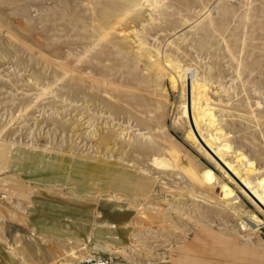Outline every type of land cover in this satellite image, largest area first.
I'll use <instances>...</instances> for the list:
<instances>
[{"label": "rangeland", "instance_id": "rangeland-1", "mask_svg": "<svg viewBox=\"0 0 264 264\" xmlns=\"http://www.w3.org/2000/svg\"><path fill=\"white\" fill-rule=\"evenodd\" d=\"M260 176L264 0H0V264H264Z\"/></svg>", "mask_w": 264, "mask_h": 264}, {"label": "bare ground", "instance_id": "bare-ground-1", "mask_svg": "<svg viewBox=\"0 0 264 264\" xmlns=\"http://www.w3.org/2000/svg\"><path fill=\"white\" fill-rule=\"evenodd\" d=\"M175 71H176V73H177V76L179 77V79H181V80H183L184 82H187L188 84H189V87H190V85H191V88H192V90H193V95H194V90H195V88H196V83H195V74H196V70H195V68L194 67H192V66H183V65H178L177 64V66H175ZM172 80L174 81V84L176 83V78H175V76H172ZM191 80V81H190ZM197 80V79H196ZM190 81V82H189ZM197 92V91H196ZM196 94V93H195ZM196 96L198 97L199 95L198 94H196ZM194 97H195V95L193 96V107H194V105H195V101H194ZM195 99H197V98H195ZM206 102H208L207 100H206ZM205 102V103H206ZM191 105V104H190ZM197 106V105H196ZM208 106H209V104H208ZM187 108H188V106H187ZM200 110V109H199ZM197 111V110H196ZM199 112V111H198ZM186 114H188L189 112H188V109H186V112H185ZM193 113H194V119H195V122L197 123V124H199L198 123V114H196L195 113V108H193ZM201 114V113H200ZM199 119H201V117H199ZM210 119H212V118H210ZM200 125V124H199ZM221 134V133H220ZM189 137H191V138H193L194 139V141L195 142H198L199 144H200V140L198 139V136L195 134V132H194V130H193V128L191 127V130L189 131ZM207 139V138H206ZM221 139V138H220ZM210 143V142H209ZM213 143V142H212ZM200 146H201V144H200ZM225 147H227L228 146V144H225L224 145ZM223 146V147H224ZM204 150H206V152L208 153V150L207 149H205L204 148V146H201ZM224 147V148H225ZM225 153V152H224ZM216 162H217V164L220 166V167H222V168H224V166L226 167V165L227 166H231L232 167V165H231V163H229V162H227V164L226 163H223V165H222V163L221 162H219L216 158H214V154L212 155V153H208ZM237 154H239V153H237ZM241 154V153H240ZM160 155V154H159ZM166 155V154H165ZM217 155H219L220 157H221V161H222V159H224V157H223V154H221V151L219 152V154H217ZM239 156V155H238ZM181 157V156H180ZM184 157V156H183ZM220 159V158H219ZM239 159L243 162V164L245 163L244 162V156L241 158V157H239ZM170 160H172V159H168L167 158V156L166 157H161V156H155L153 159H152V161H153V164L155 165V166H157L158 168L159 167H171L172 169L175 167V168H178L179 170H182V171H184L185 173H187V174H189L191 177H193V178H197V174L200 176V178H201V180L199 181V180H197V181H199V182H201V183H203V184H205V185H211L212 184V182L214 181V179H215V176H216V174H215V172H214V170L212 169V168H206V169H204V170H202V171H200V172H197L198 170H197V167L195 166V165H193L189 160H185V158L183 159V160H185V161H182V164H183V166H182V164L181 163H172ZM228 160V159H227ZM234 160V159H233ZM252 160H254V159H252ZM181 162V161H180ZM221 163V164H220ZM226 164V165H225ZM247 166V165H246ZM246 166H245V169H246ZM248 166H250L251 168L250 169H248L247 171H246V177H245V182L247 183V185L248 184H250L249 183V181H247V177H249V175L252 173V172H255L256 170H257V168L255 167V164H254V162H249V165ZM167 169H169V168H167ZM234 169V168H233ZM166 170V169H165ZM235 170V169H234ZM235 172H236V170H235ZM197 173V174H196ZM236 175H238L239 176V173L238 172H236ZM236 175H235V177H236ZM251 180H253V179H251ZM235 181V180H234ZM258 181H259V184L260 185H264V176H260L259 178H258ZM241 182V181H240ZM239 184V183H238ZM241 186V185H240ZM244 186V185H243ZM255 186V185H254ZM257 186V185H256ZM222 188H223V191H224V195H225V197H230V196H232L233 195V193H234V190L226 183H224V185H222ZM246 188V187H245ZM254 193L256 194V196L259 198V200L262 202V201H264V196H262V195H259V193L256 191V190H254ZM248 194V196L254 201V203H255V205H257L258 206V208H260L263 212H264V204L262 205V203L260 202V201H258V199L256 198V196H254V195H252V193H247ZM229 199V198H228ZM234 202H237V201H233V202H231V203H234ZM233 207H235V208H238V205H235V206H233ZM253 220H254V222H253ZM253 220L251 219V222H253L254 224H252V228H254L255 229V231L254 232H256V230H257V227H258V225H263L264 224V220H261L258 216H254V218H253ZM247 225H249L248 223H247ZM243 227H247L246 226V223H244V225H243ZM194 238V237H193Z\"/></svg>", "mask_w": 264, "mask_h": 264}, {"label": "water", "instance_id": "water-1", "mask_svg": "<svg viewBox=\"0 0 264 264\" xmlns=\"http://www.w3.org/2000/svg\"><path fill=\"white\" fill-rule=\"evenodd\" d=\"M190 82V81H189Z\"/></svg>", "mask_w": 264, "mask_h": 264}]
</instances>
